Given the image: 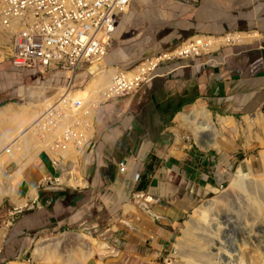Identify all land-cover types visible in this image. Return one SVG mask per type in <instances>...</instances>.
Here are the masks:
<instances>
[{"label":"crops","instance_id":"obj_1","mask_svg":"<svg viewBox=\"0 0 264 264\" xmlns=\"http://www.w3.org/2000/svg\"><path fill=\"white\" fill-rule=\"evenodd\" d=\"M165 19L173 20L177 28L157 30ZM196 32L238 36L208 56L162 63L137 91L102 103L92 142L80 154L82 171L89 175V180L83 177L85 186L92 188L90 197L97 188L113 193L120 188L119 195L126 188L136 191L137 199L130 204L135 208L136 232L118 250L123 253L121 264H161L168 259L185 215L215 191L207 169L213 165L212 157L184 144L173 152L174 143L166 150L158 143L173 137L171 128L178 126V113L202 102L232 117L238 127L236 117L244 112L247 140L255 138L254 133L261 134L263 142L252 145L264 148V0H199L196 6L179 0H135L118 25L103 65L131 69L147 57L174 50ZM39 153L18 186L21 199H26L20 207L28 206L18 223L19 232L57 225L67 217L59 218L55 212L66 197L55 196L60 192L58 185H40L44 177L58 172L47 154ZM218 162L224 164L225 159ZM121 163L128 166L125 172L120 170ZM135 173L140 174L138 183ZM80 207L69 210L71 219L84 215Z\"/></svg>","mask_w":264,"mask_h":264},{"label":"rangeland","instance_id":"obj_2","mask_svg":"<svg viewBox=\"0 0 264 264\" xmlns=\"http://www.w3.org/2000/svg\"><path fill=\"white\" fill-rule=\"evenodd\" d=\"M166 19L159 26L160 29L157 30L163 31L165 28L167 30L169 26L177 28L173 25L176 24L173 23V20ZM155 34H157L156 30ZM196 34H199V32L193 33L191 36ZM189 37L183 39L178 45L182 44ZM4 43L0 41V107L8 103H15L36 109H43L53 100L56 94L63 91L71 83L75 85V91L80 89L85 90L92 77L110 68L104 67L103 61H101L91 65L88 69L89 71L86 69L78 71L75 77L68 70L54 67L34 73L33 71L13 67L6 58L1 60L3 56L1 52L6 55L5 50H7L4 47ZM203 56L208 55H202L200 57ZM1 78L3 81L5 79L8 82L7 86L1 83ZM1 88H3L2 91ZM206 107L212 113L213 122L217 130L219 132L221 131V135L219 134L220 136H218L217 148L210 147L206 149L203 144L195 140L191 132V126L180 116L182 111L176 116L178 126L175 127L173 125L171 128L173 137L169 138V142L168 140L158 141L164 150L170 148L174 143L171 150L177 152L178 147L184 144L192 150L195 149L200 153L206 154L208 158L212 157L213 165L210 167L208 164L209 167L207 169L210 170V179L216 183L215 191L202 198L185 215V219L180 225L173 241V249L169 251L168 259H165L161 264H189V257L196 264H224V262L225 264H264V249L255 246L250 239H246V242L243 243L239 235L235 237L233 231L226 229L227 223L223 221L224 218L221 216L225 214L237 223L247 226V228H251L254 223L264 220V216L260 212V206L262 203L264 204V188L260 187L258 180L264 177V165L261 156L264 148L257 146L256 143L252 145L255 140L263 142V135L254 133V136H256L252 139L253 141L251 139H248L250 141L247 140V123L244 112L237 115L236 121L239 122V126L234 128L220 122L221 116H226L225 114H220L212 110L209 106ZM249 126L252 127V124ZM95 132L96 126H94L91 135H94ZM80 154L81 152L78 154V168L80 167L79 170L82 175L89 180V175L87 176L82 171ZM18 158L19 160L9 159L7 162L8 172L16 171L20 167L21 161H25L24 158H22L23 160L21 159V155H18ZM222 158L225 159L224 164L218 162V159ZM218 168L229 173V177L225 178L224 181H221L219 178ZM88 172H90V168ZM240 173L245 175L244 185L242 183L239 185L236 181L237 175ZM69 179L70 176L62 178L63 183L58 185L60 188L59 191L66 192L71 197L70 199L64 197L61 200L62 204H58L55 211L56 215H58L57 217H65L66 215L67 217L57 225L47 224L41 228L19 232L17 230L18 223L22 215L28 212V206L22 208L17 205L11 194H6L3 197L0 204V254L3 258L0 264H48L34 255V249L41 237L47 234L73 231L85 233L86 236L93 239L96 243L95 257L88 264H100L99 261H104L105 264H121L123 253H119L118 250L123 249L125 245L124 241L133 235L131 233L136 232L134 231L136 221L133 217L135 210H132L135 208L129 209L127 207L137 199L135 195L136 191L131 189L129 192L126 188L127 191L124 192L123 190V192L121 191L122 195H119L120 190H122L120 188L118 189V193H113L112 189L97 188L94 190L96 191L95 196L90 197L88 190L92 191V188L85 185L74 187L68 184L67 180ZM139 179L135 182L138 183ZM17 195H19L18 198H22L20 197L18 189ZM104 203H106V206ZM210 203L212 204L210 205ZM77 206L80 207L79 212L84 213V215L79 219L73 220L68 215L69 210L75 207L77 208ZM209 206H211L210 209H208ZM196 209L206 211L200 216L201 219L195 222L196 234L205 242L204 245H206L203 249L197 250V252L189 246H182L180 248V244L185 240V234L188 230L187 221L190 220L191 215L195 214ZM229 235L230 237L228 238ZM178 237H180L179 240ZM220 242L223 244H220ZM235 242L237 244V251L242 249L244 251V260L242 262H240L241 260L238 256H233L236 260L221 257V252H226L229 255L236 252L234 250ZM176 244L179 245L178 250ZM72 245L76 246L77 244L73 241L71 243ZM184 249H186V253ZM258 249L261 250L259 251ZM261 251H263V255L260 253ZM252 253H255L257 256L252 255ZM50 264L64 263L51 262Z\"/></svg>","mask_w":264,"mask_h":264},{"label":"built area","instance_id":"obj_3","mask_svg":"<svg viewBox=\"0 0 264 264\" xmlns=\"http://www.w3.org/2000/svg\"><path fill=\"white\" fill-rule=\"evenodd\" d=\"M135 0H0V25L10 32L4 58L18 69L37 73L61 68L74 74L88 70L101 62L113 45L115 33L122 17ZM196 6L199 0H179ZM209 36L196 34L172 51H163L145 58L131 69L117 68L104 90L105 100L84 102L75 97L74 84L48 103L37 118L34 127L41 138L51 135L47 148L42 149L58 172L44 177V185L62 184L69 176V155L79 154L92 142L97 110L110 102L137 91L162 63L210 55L224 45L213 49ZM218 41V40H217ZM234 41L228 42L232 43ZM188 47L183 49V45ZM127 164L121 163L125 172ZM139 173L134 179L138 180ZM67 184V183H65ZM1 240V239H0Z\"/></svg>","mask_w":264,"mask_h":264},{"label":"bare ground","instance_id":"obj_4","mask_svg":"<svg viewBox=\"0 0 264 264\" xmlns=\"http://www.w3.org/2000/svg\"><path fill=\"white\" fill-rule=\"evenodd\" d=\"M12 31H14L13 28L7 29L0 25V41L7 43L10 38V32ZM237 36H238L237 34H231L224 37H219L217 38L218 41L215 39V37H209L207 39H210L208 42L210 46L212 45V47H214L213 49H215L218 46L237 38ZM240 37H243L244 39H248L246 34L243 35L240 34ZM187 45L188 43L184 44L183 49L187 48L188 47ZM116 70L117 68L110 67L106 71L95 75L89 81L85 90L80 89L75 91L76 89L75 87L74 88L75 97L82 99L86 103H88L89 101L93 103L96 101L98 102L105 100L106 98L103 92L106 89L107 85L111 82L113 74ZM69 72L73 77H75V74L73 72L71 71ZM67 88L68 86L65 87L63 91H60V93L56 94L53 100L58 95L65 92ZM43 110L44 108L36 109L30 106L18 105L15 103H8L7 105L0 107V204L2 202L3 197L6 194H11L13 196L15 203L19 206H22L26 203L25 198L24 199L18 198L19 196L17 195L18 186L25 177V174L27 173L26 169L28 168V166L30 164H33V161L35 160L37 155L40 154L39 152L43 148H47V145L51 140L50 137L51 135H48L47 136L48 138H41L38 135V133L35 131L34 124L37 118L43 112ZM180 116L183 118L185 122L189 123V125L191 126L192 135L195 137L198 143L203 144V146L206 149L210 147L215 148L218 146L217 137L219 136L220 132L217 130V127L213 122L212 113L207 109L205 103L201 102L199 105H195L190 109L185 110V112H182ZM221 122L234 128L237 127L232 117H225V116L221 117ZM261 154L264 165V152H262ZM18 155H21V159L24 158L25 161L22 162L20 160L21 161L20 167L16 171L8 172L7 162L11 158L19 160ZM68 158L70 159V162L68 164V167H65V169L69 170L70 179L67 180L68 184L73 185L74 187L86 185L87 181L83 177V175L81 174L78 168L79 162H78L77 152L71 153ZM217 172L220 176L219 178L221 181H224L225 178L229 177V173L225 172L224 170H221L220 168H218ZM244 178H245L244 174L242 175L240 173L237 175L236 181L239 183V185L241 183L244 185ZM258 180L260 182L259 183L260 187L264 188V177ZM31 195L32 196L36 195L35 190L33 189L31 190ZM211 204L212 203H210V205ZM127 207L129 209L134 208L132 205H128ZM210 207L211 206H209L208 209H210ZM211 209L213 210V208ZM205 212L206 211L196 209L195 214L191 215L190 220L187 221L188 230L185 234V240L182 242V244H180V248L182 246L183 247L189 246L190 248H192L197 252V250L199 251L203 249L204 246H206L204 245L205 242L198 237L195 231V222L199 221L201 219L200 216L202 215V213ZM260 212L264 216L263 203L260 206ZM218 214L220 215V213ZM221 216L222 218H224L223 221L227 223L226 229L233 231L235 233V237L236 235L237 237L239 235V237L242 238L243 243L246 242V239H250L252 240L255 246L264 249V220L254 223L251 228H247V226L245 225L243 226L240 223H237L235 220H232V218L226 216L225 214H222ZM229 237L230 235L228 236V238ZM0 239H1V235H0ZM179 239L180 237H178V240ZM73 241L77 244L76 246L72 245L74 247L71 246V243ZM220 244L223 243L220 242ZM236 246L237 244L235 242L234 250L236 252L232 255H229L226 252L222 253L220 251L222 254L221 257L222 258L228 257L233 260H236V258H233V256L235 257L238 256L240 257L241 260L240 262H242L244 260V256H243L244 251H242L243 249L237 251ZM176 247L178 250L179 245L176 244ZM184 250L186 253V249ZM258 250L260 251L261 249ZM262 252L263 251H261L260 253ZM95 253H96L95 241H93V239L86 236L85 233L74 232V231L64 232L59 234L44 235L38 241L36 248L34 249V255L41 261L46 262L48 264H50L51 262L53 263L62 262L64 264H88L95 257ZM252 255H255V253L254 254L252 253ZM99 263L105 264L104 261H99ZM189 264H196V263L193 260H191L189 257Z\"/></svg>","mask_w":264,"mask_h":264},{"label":"trees","instance_id":"obj_5","mask_svg":"<svg viewBox=\"0 0 264 264\" xmlns=\"http://www.w3.org/2000/svg\"><path fill=\"white\" fill-rule=\"evenodd\" d=\"M61 194H65V196H66V199H67V198H69V199H70V197H71V196L67 195V193H66V192H63V191L56 192V193H55V196H57V195H61Z\"/></svg>","mask_w":264,"mask_h":264},{"label":"water","instance_id":"obj_6","mask_svg":"<svg viewBox=\"0 0 264 264\" xmlns=\"http://www.w3.org/2000/svg\"><path fill=\"white\" fill-rule=\"evenodd\" d=\"M175 238V237H174Z\"/></svg>","mask_w":264,"mask_h":264}]
</instances>
